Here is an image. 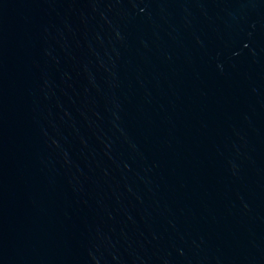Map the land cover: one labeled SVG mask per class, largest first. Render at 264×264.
I'll list each match as a JSON object with an SVG mask.
<instances>
[{"label": "water", "instance_id": "water-1", "mask_svg": "<svg viewBox=\"0 0 264 264\" xmlns=\"http://www.w3.org/2000/svg\"><path fill=\"white\" fill-rule=\"evenodd\" d=\"M0 264H264V0H0Z\"/></svg>", "mask_w": 264, "mask_h": 264}]
</instances>
